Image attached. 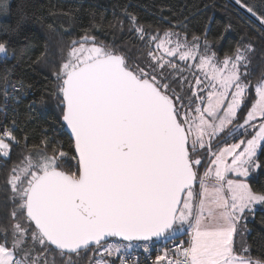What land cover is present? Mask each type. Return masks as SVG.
<instances>
[{"label":"snow or ice","instance_id":"snow-or-ice-1","mask_svg":"<svg viewBox=\"0 0 264 264\" xmlns=\"http://www.w3.org/2000/svg\"><path fill=\"white\" fill-rule=\"evenodd\" d=\"M236 3L264 29V6ZM0 8L6 13L8 0ZM129 18L148 48L139 63L87 31L60 50L54 95L74 171L54 137L29 146L14 120L0 124V159L9 164L0 264H140L135 250L150 255L177 234L188 239L160 249L152 264H264L241 228L264 205V185L249 183L264 170V71L249 79L252 42L221 60L206 35L150 34ZM27 47L12 55L23 58ZM0 54L11 59L6 41ZM180 63L203 75L189 81ZM14 69L0 76L3 110L16 100ZM14 146L22 150L12 160Z\"/></svg>","mask_w":264,"mask_h":264},{"label":"trees","instance_id":"trees-1","mask_svg":"<svg viewBox=\"0 0 264 264\" xmlns=\"http://www.w3.org/2000/svg\"><path fill=\"white\" fill-rule=\"evenodd\" d=\"M246 2L250 6H264V0ZM130 16H135L136 23L150 34L172 29L186 32L188 39L199 36L203 40L206 35L211 51L219 59L231 55L238 44L246 45L251 41L254 51L250 54L249 79L254 83L264 71V29L229 0H8L7 12L0 8V42H7L11 59L0 60V76L5 68L15 65L11 80L17 84L22 82L24 87L16 92L17 102L6 110L2 109L4 101L0 96V124L11 126L14 120V134L18 138L27 135L29 146L39 144L44 136L54 137L57 146L62 145L67 154L64 169L74 171L73 143L61 127L54 95L57 81L52 73L59 67L60 50L66 54L69 42L87 31L99 42L116 47L139 63L136 58L148 48L131 30ZM25 45L28 47L23 58L12 55L13 50L18 52ZM2 90L0 86V92ZM41 98L42 104L39 103ZM23 142L21 140V144ZM21 150V147H13L12 160ZM258 155L264 160V155L259 152ZM0 165H3L0 167L2 185L9 164L0 159ZM249 183L254 190H259L264 185V170L255 172ZM3 199L0 194V208L4 207ZM6 223V218L0 214V225ZM241 226L248 229L244 240L251 246V255L264 259V205L247 213ZM184 236L177 234L173 238ZM3 238L0 233V240ZM59 259L57 257L58 264ZM82 264H87V258Z\"/></svg>","mask_w":264,"mask_h":264},{"label":"built area","instance_id":"built-area-1","mask_svg":"<svg viewBox=\"0 0 264 264\" xmlns=\"http://www.w3.org/2000/svg\"><path fill=\"white\" fill-rule=\"evenodd\" d=\"M21 88L19 87V84H17V91H20ZM16 91V92H17ZM15 92V96H16ZM17 98L14 102H17ZM13 103V101L8 102V106ZM204 169L202 168L201 171ZM188 239L187 235H185L183 238H171L168 240H160L156 242L154 245L151 246L152 251L151 254L149 255L148 253H144L142 249H137L133 252V256L137 257L140 261V264H152V261L155 258V255L158 253L160 249H163L165 247L172 249L174 244H179L181 241H186ZM117 264H119V261L117 260Z\"/></svg>","mask_w":264,"mask_h":264},{"label":"rangeland","instance_id":"rangeland-1","mask_svg":"<svg viewBox=\"0 0 264 264\" xmlns=\"http://www.w3.org/2000/svg\"><path fill=\"white\" fill-rule=\"evenodd\" d=\"M190 40L191 39H189V41ZM177 60H178V58H177ZM192 63H193L192 61H188V65H191ZM180 66L182 68H184V75L189 79V81H193V74H199L201 76L203 75L202 73H198V71L195 68L185 67V65L183 63H180ZM241 228L243 229L244 226H241ZM245 234H246V232H243V239H245ZM238 240H239V237H238Z\"/></svg>","mask_w":264,"mask_h":264},{"label":"water","instance_id":"water-1","mask_svg":"<svg viewBox=\"0 0 264 264\" xmlns=\"http://www.w3.org/2000/svg\"><path fill=\"white\" fill-rule=\"evenodd\" d=\"M229 1H231L235 6H237L238 8H240V9H241L243 12H245L247 15H249V16H250L255 22H258V21L256 20L255 17H253L250 13H248V12L246 11V9H244L241 5L237 4L235 0H229ZM63 129L65 130V132H67L68 136H69L70 139H71L70 131H69L66 127H63ZM73 151H74V146H73ZM74 154H75V151H74Z\"/></svg>","mask_w":264,"mask_h":264},{"label":"crops","instance_id":"crops-1","mask_svg":"<svg viewBox=\"0 0 264 264\" xmlns=\"http://www.w3.org/2000/svg\"><path fill=\"white\" fill-rule=\"evenodd\" d=\"M258 206H260V205H257L256 208H257ZM256 208H255V210H256Z\"/></svg>","mask_w":264,"mask_h":264}]
</instances>
